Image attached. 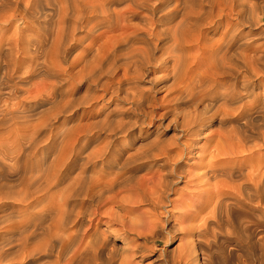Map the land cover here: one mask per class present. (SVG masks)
<instances>
[{
  "label": "bare ground",
  "instance_id": "obj_1",
  "mask_svg": "<svg viewBox=\"0 0 264 264\" xmlns=\"http://www.w3.org/2000/svg\"><path fill=\"white\" fill-rule=\"evenodd\" d=\"M263 78L264 0H0V264H264ZM177 112L172 141L141 133ZM200 200L171 257L124 222Z\"/></svg>",
  "mask_w": 264,
  "mask_h": 264
},
{
  "label": "rangeland",
  "instance_id": "obj_2",
  "mask_svg": "<svg viewBox=\"0 0 264 264\" xmlns=\"http://www.w3.org/2000/svg\"><path fill=\"white\" fill-rule=\"evenodd\" d=\"M114 29H112V30H110V31H105L101 36V39H99L98 40V42H99V44L100 45H102V44H104L105 45V43L107 42V43H109L110 41H111V39L114 37V36H116L118 33H119V31L118 30H114ZM11 32H13V30H12V28L10 29V30H8V31H6L5 32V35L7 36L8 34H10ZM106 41V42H105ZM101 42H102V44H101ZM90 42H89V40H86L85 42H84V45H86V44H89ZM106 43V44H107ZM198 64H201V65H203L204 67H206L205 65H204V63L202 64V63H200V62H197ZM201 65H199V67L201 66ZM201 68H202V66H201ZM160 74V73H159ZM159 74H157V75H159ZM42 79V78H41ZM40 79V80H41ZM38 80L37 78H35V79H33L32 80V86H31V91L33 92V90H40L41 88H42V84L43 83H45V80ZM46 81H51V80H46ZM263 82H264V78H263ZM142 84V87H144L145 88V85H147V86H149L150 84L148 83V81L147 80H145L144 82H142L141 83ZM44 85V84H43ZM147 86H146V88H147ZM161 85H158L157 86V89H156V91L154 92V90H152V92L154 93V99H155V101H156V104H159V105H157V106H160V105H162V104H164L165 103V101H167V99H169V98H171L172 97V95H167V93L166 92H164V91H166V89L162 86V87H160ZM260 86V84L259 83H256L255 82V87L258 89V87ZM150 87V86H149ZM161 89H160V88ZM159 89V90H158ZM163 89H164V91H163ZM256 89V90H257ZM83 90V88L80 90V92L79 93H81V91ZM158 90V91H157ZM162 90V91H161ZM160 91V93H158ZM35 92V91H34ZM156 92H157V94H156ZM165 94V95H164ZM156 96V97H155ZM160 96L164 99V101H163V99H160ZM166 96H167V98H166ZM169 97V98H168ZM156 99H158V103H157V100ZM159 101H160V103H159ZM99 104H101V103H99ZM99 104H95V106L94 105H91V106H88L87 107V104L85 105L86 106V108H85V115H84V117L81 119V122L82 123H87V121L89 122V121H93V120H98V119H100V115L102 114V108H101V106L99 105ZM124 106H122L123 108H126L127 107V105L126 104H123ZM191 108V107H190ZM190 108L188 107V109H187V107H186V111L188 112V110H190ZM181 110H183L182 108H180ZM158 111L159 112H161V109H158ZM179 111V110H178ZM184 112H185V109H184ZM211 112V111H210ZM209 112V113H210ZM178 114H175V115H169L168 114V116L166 115V117H163V118H161V119H159V118H156V119H154V121H152L151 123H148L147 122V120H146V122L144 123V124H142V128H141V133H147L148 134V139L150 140L151 138H153V137H155V135H156V133H158L159 134V136H160V138L161 139H166V140H164V141H166V142H170V141H172L173 140V136H174V133L176 132L175 131V127H174V120L175 119H180L181 118V116H182V114H184L183 113V111H181V114H180V112H177ZM186 113V112H185ZM208 113V114H209ZM179 114L181 115V116H179ZM178 117V118H177ZM174 118V119H173ZM157 120H158V122H157ZM161 120V121H160ZM173 120V121H172ZM69 121V122H68ZM67 122L70 124V123H74L73 122V119H71V120H68ZM153 122H154V124H153ZM162 122V123H161ZM159 123V124H158ZM70 125H73V124H70ZM145 125V126H144ZM156 125V126H155ZM161 126V127H159V126ZM158 126V131L156 132L155 131V127H157ZM222 129H223V126H222V124L221 123H217V124H215L213 127H212V129L210 130L211 131V133H213V136H215L216 137V135H217V132L219 133V132H221L222 131ZM145 131V132H144ZM157 134V135H158ZM170 138L172 139V140H170ZM168 139L170 140V141H168ZM138 144H139V142H138ZM260 153H264V150L263 151H260ZM257 155V154H256ZM190 157V156H189ZM191 158V157H190ZM196 158H191L189 161H188V163L186 164V168H187V170H189V169H191V170H189L190 172H192V174H193V177H195L194 175H196V173H197V171L193 168V162H196ZM196 172H195V171ZM194 171V172H193ZM174 187L175 188H181V187H183L182 186V182H179V184H176V185H174ZM191 190H193V187L191 186V185H188L187 186V189H186V191H188V192H190ZM128 196H127V195ZM122 195V196H121ZM131 193L130 192H122L121 194H119V198H120V200H122V201H124V203L126 202V203H128L129 202V200H130V197H131ZM172 196V197H171ZM173 194H171L170 195V197L171 198H173ZM121 197L123 198V199H121ZM125 197V198H124ZM169 197V198H170ZM175 197V196H174ZM124 199H127V200H124ZM129 199V200H128ZM165 203H167L166 204V206H165V204L163 205V206H161V207H159V208H157V209H154V210H152L151 209V207L149 206V205H143V207L141 206V209L139 210H133V211H131V212H134V214H132V213H130V212H128L127 214L129 215V217L130 218H127L128 217V215L125 213H123L122 214V212H120V214L121 215H123V217H124V222L126 223V224H128L129 226H131V227H133V228H135V230H134V232L133 233H136V231L139 229V231H140V233H141V231H144V230H146V229H141L140 227H141V224L142 223H144V221H146V222H149V223H151V224H153V223H155V224H153L155 227H157V232H156V239L157 240H155V242H152V241H149V242H147V246H151L155 251H157V252H159V250H163L162 248H164L165 249V256H167V257H171V255L173 254V255H175L176 253H178L180 250H181V247H183V245L185 246V244H184V242L186 243V240L187 239H185V241H183V242H181V241H179V238H177V233H178V231H176V232H173V233H171L172 232V224L174 223L175 224V222L177 223L176 224V226L178 225V226H180V227H182V226H188L190 223H191V221H192V215L197 211V207H198V205H201V204H204V203H206V200H200L198 203H194V204H192V205H189V206H186V207H182V208H179V207H176L175 208V206L174 207H172L170 204H168V201L167 202H165ZM149 207V208H148ZM104 208H102V210H103ZM159 209V210H158ZM174 211H173V210ZM142 210V211H141ZM140 211V212H139ZM149 213H148V212ZM188 211V212H187ZM145 212V213H144ZM161 212H162V214H161ZM135 213L137 214V215H135ZM150 213H152V214H150ZM153 213H155V215L153 214ZM130 214H132V215H130ZM146 216H148V215H150L151 216V218H150V216H148L149 217V219H151V220H149V219H146L145 220V218L144 217H146ZM159 214V215H158ZM172 214H174V216L172 215ZM127 215V216H126ZM158 215V216H157ZM137 216V217H136ZM154 216H156V218H154ZM187 216V217H186ZM147 217V218H148ZM135 218V219H134ZM138 218V219H137ZM126 219H128V220H126ZM130 219V220H129ZM156 219V220H155ZM135 220V221H134ZM137 220H139V222H137ZM144 220V221H143ZM148 220V221H147ZM155 220V221H154ZM152 221H154V222H152ZM95 222V221H94ZM132 222V223H131ZM138 224H137V223ZM157 222V223H156ZM149 223H147L146 224V226L149 224ZM120 223L119 222H112V224H111V227H112V225H114L113 227H112V229H114V228H116L115 230H118L119 228H120V225H119ZM156 224H158V225H156ZM117 225H119L118 227H117ZM143 225V224H142ZM172 236H173V238H172ZM134 235L131 233V234H129L127 237H126V243H127V247H131L132 246V244H133V242H135L136 243V241H139V242H141V240H139V239H136L135 241H133L132 239H134ZM122 238H118L117 239V243L118 244H120V243H122ZM182 245V246H180V244ZM131 244V245H130ZM179 244V245H178ZM178 246H179V248H178ZM178 249V250H177ZM176 250H177V252H176ZM217 252H219V253H217ZM175 253V254H174ZM219 254V255H218ZM172 255V256H173ZM211 255V256H210ZM136 256V257H135ZM210 256V257H209ZM127 259H129L130 260V262L132 263V264H151L152 263V261L151 260H144L143 262L142 261H140L139 260V254H137V255H134V256H132L131 258H129L128 256L126 257ZM209 258V259H208ZM208 258L206 257V264H212L214 261V263L213 264H231L232 262L235 264L236 262H237V260L235 259H233V258H225L224 256H222V253H220V251L219 250H217V249H215V250H213L212 251V253L211 254H209L208 255ZM214 260H213V259ZM216 258V259H215ZM254 258V257H253ZM138 259V260H137ZM211 259V260H210ZM220 259V260H219ZM232 259V260H231ZM250 259H252V258H250ZM216 260H218V262L216 261ZM210 261V262H209ZM211 261H213V262H211ZM148 262V263H147ZM150 262V263H149ZM131 263H129V264H131ZM232 263V264H233ZM111 264H117L115 261L113 262V263H111ZM154 264V263H153ZM249 264H253V263H249Z\"/></svg>",
  "mask_w": 264,
  "mask_h": 264
}]
</instances>
